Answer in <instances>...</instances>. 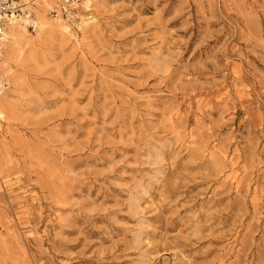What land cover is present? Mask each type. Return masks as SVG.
<instances>
[{
	"label": "rangeland",
	"instance_id": "obj_1",
	"mask_svg": "<svg viewBox=\"0 0 264 264\" xmlns=\"http://www.w3.org/2000/svg\"><path fill=\"white\" fill-rule=\"evenodd\" d=\"M91 7L0 48V264H264V0Z\"/></svg>",
	"mask_w": 264,
	"mask_h": 264
},
{
	"label": "bare ground",
	"instance_id": "obj_2",
	"mask_svg": "<svg viewBox=\"0 0 264 264\" xmlns=\"http://www.w3.org/2000/svg\"><path fill=\"white\" fill-rule=\"evenodd\" d=\"M95 0H80V2L72 1L69 4H60L58 0H40L38 6L33 7V4H29L30 8H34L31 12V16H20L19 18H7L3 21L0 16V48L4 45L10 46L15 43L18 37L24 36L28 32L29 27H34L35 30H43L47 25L55 26L58 31L66 36L68 39L73 38L75 43L80 44L83 39V35L97 22V14H74V18L79 19L78 27L81 30L82 37L78 38L74 33L70 31L69 21L63 19L62 12L68 9H74L81 6L83 11H92V2ZM31 11V10H30ZM51 12H56L52 14ZM51 16V21H49ZM2 21V24H1ZM4 41V42H3ZM3 42V43H2ZM1 86V82H0ZM0 117H4L3 113H0Z\"/></svg>",
	"mask_w": 264,
	"mask_h": 264
},
{
	"label": "built area",
	"instance_id": "obj_3",
	"mask_svg": "<svg viewBox=\"0 0 264 264\" xmlns=\"http://www.w3.org/2000/svg\"><path fill=\"white\" fill-rule=\"evenodd\" d=\"M73 0H60V4H71ZM76 2L80 0H74ZM33 3V0H0V16L1 20L7 18H19L20 16H31V11L28 7ZM30 4V5H29ZM67 11V10H64ZM63 11V12H64ZM56 13V12H52ZM1 21V24H2Z\"/></svg>",
	"mask_w": 264,
	"mask_h": 264
}]
</instances>
